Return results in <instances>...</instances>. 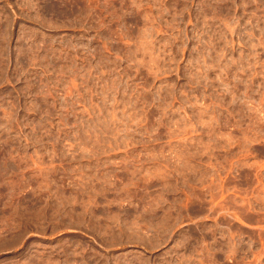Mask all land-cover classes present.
I'll list each match as a JSON object with an SVG mask.
<instances>
[{"label":"rangeland","instance_id":"1","mask_svg":"<svg viewBox=\"0 0 264 264\" xmlns=\"http://www.w3.org/2000/svg\"><path fill=\"white\" fill-rule=\"evenodd\" d=\"M0 264H264V0H0Z\"/></svg>","mask_w":264,"mask_h":264}]
</instances>
